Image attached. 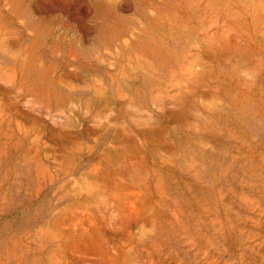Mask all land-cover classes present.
<instances>
[{"label":"rangeland","instance_id":"obj_1","mask_svg":"<svg viewBox=\"0 0 264 264\" xmlns=\"http://www.w3.org/2000/svg\"><path fill=\"white\" fill-rule=\"evenodd\" d=\"M0 264H264V0H0Z\"/></svg>","mask_w":264,"mask_h":264}]
</instances>
